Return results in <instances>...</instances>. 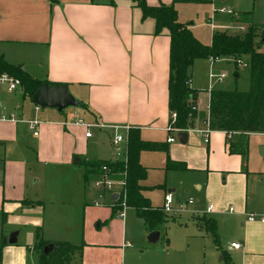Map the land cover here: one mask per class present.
<instances>
[{"label": "crops", "instance_id": "obj_1", "mask_svg": "<svg viewBox=\"0 0 264 264\" xmlns=\"http://www.w3.org/2000/svg\"><path fill=\"white\" fill-rule=\"evenodd\" d=\"M206 1L213 13L209 31L201 34L191 19L204 6L199 3ZM214 1L219 2L146 0V4H172L178 21L187 24L199 42L210 45L212 34L226 26L217 19L226 14L222 9L233 11L220 2L218 9ZM154 29V19H143L132 0H0V56L33 79L66 85L84 104L77 110L47 111L36 109L23 91L0 92L7 113L40 122L39 138L34 139L26 136L33 133L26 122L0 121V264H37L33 248L37 233L49 243L81 246L69 264H225L221 251L233 264H264V222L248 220L250 214H264V132L248 134L246 157L229 152L221 130H210L207 143L199 132L187 133L185 141L175 139L166 129L170 39L166 29L158 35ZM243 57L248 68V56ZM231 58L198 59L207 67L202 75L195 67L198 60L189 69L190 87L198 91L197 129L202 128L198 115H205L201 123L208 116L210 92L233 90L224 85L228 74L224 63L231 64ZM241 67H234L235 77ZM210 73L225 76L217 82ZM74 119L103 127L90 128L91 135L86 137L83 127L62 124ZM129 128L139 129L143 141L165 143L170 160L186 165V170H165L164 184H157L163 188V203L155 205L146 181L149 171L159 168L142 159L145 151L139 155L147 172L141 181L143 195L153 208L162 209L167 194L171 206L174 199L185 200L186 219L192 223L183 244L173 246L162 237V227L175 216L167 217L157 230L158 240L150 242L145 223L136 213L142 225H137L136 236L129 233L128 223L135 217L123 210L133 208L112 215L110 201L107 208L95 204L107 196L92 186L96 164L123 160L126 143L122 141L116 149L111 139L117 133L125 140ZM169 135L173 142L166 141ZM172 173H179V179L169 180ZM202 218L215 220L221 250L197 226ZM11 233H16V242H3ZM73 234L75 240L70 238ZM161 238L165 243L159 244ZM233 242L241 246L234 249Z\"/></svg>", "mask_w": 264, "mask_h": 264}, {"label": "trees", "instance_id": "obj_2", "mask_svg": "<svg viewBox=\"0 0 264 264\" xmlns=\"http://www.w3.org/2000/svg\"><path fill=\"white\" fill-rule=\"evenodd\" d=\"M48 1L52 3L57 0ZM132 2L140 8L143 19L147 17L154 19L156 35L163 29L168 31L170 45L167 105L169 112L176 114L172 124L174 128L194 127L197 114L190 108L193 103H197L198 91L190 87L189 69L196 60L215 59L221 56H231L233 59L237 56H248V90H213L210 92L208 108L210 129L224 131L226 136L230 134V137H227L229 152L238 151L246 157L248 134L264 132V52L259 50L264 42V31L260 33L258 42H254L257 35L253 31V25L243 34L214 32L210 45H204L193 36L187 24L178 21L172 4L160 3L158 6H148L146 0H132ZM240 15L246 19L251 16V12ZM234 67L236 68V62ZM3 72L18 78L23 86V94L30 99L43 83L53 86L63 85L33 79L20 66L11 65L0 56V74ZM78 103L80 107L84 106L82 102L78 101ZM142 151L164 152L168 155V146L163 142L143 141L139 129H128L126 162L108 163L113 172H120L125 176L123 189L119 192V198L113 204L111 212L114 215L118 210H122L123 196L125 207L133 208L151 232L158 230L167 221V216L162 209L153 208L150 200L143 195L144 187L141 181L146 178L147 172L139 162ZM166 169L186 170V165L171 161L167 156ZM197 224L200 229L211 235L215 246L221 250L215 220L202 218ZM47 244L49 242L42 240L37 233L33 248L37 253L38 264H69L74 251L81 248L67 242H54L51 243L53 249L48 254H44L43 248ZM221 255L225 264H233L228 254L221 251Z\"/></svg>", "mask_w": 264, "mask_h": 264}, {"label": "rangeland", "instance_id": "obj_3", "mask_svg": "<svg viewBox=\"0 0 264 264\" xmlns=\"http://www.w3.org/2000/svg\"><path fill=\"white\" fill-rule=\"evenodd\" d=\"M214 2H215L216 7H217V4H219V2H220L224 8L228 7L230 9H232L233 11L237 12V13L233 12L232 14L226 13L225 15H222V16L217 18L220 22H222L223 24L226 25L225 28L219 30V32L221 31V32H225V33L231 34V35L243 34V33L247 32V30L253 25V31L257 35L254 38V42L259 41V38H260L259 35L261 32L264 31V0H224V1L219 0V2L218 1H214ZM199 4L204 5V6H200L198 8L199 9L198 12H196V14L193 15L191 21L194 24H197V27L200 29L201 34H207V32L209 31L208 30L209 18L211 17V14L213 13L212 9H211V3L206 1V2H200ZM248 12H251V16L246 18V19L240 15L241 13H248ZM259 50L264 52V42L260 45ZM243 58H244L243 56H237V57H234V59L231 58V64H230V62H228L227 64L224 63V68H225L226 72H228L226 78L224 79L225 80L224 85L228 86V88H230V89L247 90L249 87L248 68L246 66V63L243 61ZM238 60L241 62L242 67L237 70L238 76L235 77L233 75V69H234L233 66H234V62H236ZM236 66L239 67L237 62H236ZM195 67L197 68V73H199L200 75H202L204 73V71L207 69L205 62L202 60H198ZM1 93H5V92H1ZM33 106H35V105L33 104ZM69 109H76V107H73V108L70 107ZM46 110L48 111L49 109L47 108ZM204 117H205V115L201 114V115H198V118H197L199 124H201V127H202L201 129L204 128L203 123H201V119H203ZM198 122H197V125L200 126L198 124ZM192 133H194V132H192ZM39 134H40V131H38V135ZM173 134H174L175 139H178L177 133H173ZM27 135L30 138H34V139L39 138L38 135L33 136L32 131L26 132V136ZM30 138H29V140H31ZM251 139H252V136L250 137V141H251ZM167 156L168 155L166 153H162V152L151 153L148 151H145L142 155V159L144 158V160L150 166H154V167L159 168L158 170L149 171V174H148L149 176H148V179L146 181V185L150 186L148 195L151 199V203L155 204V205H162V203H163V195H162L163 188L161 186H158L157 184H164V179H166L164 172H165V170H168V169H166ZM35 157H36V155H35ZM72 167H74V166H72ZM77 168L82 169V165L77 166ZM175 171H181V170H175ZM161 172H163V174H161ZM179 176H180L179 173H172L170 175L169 180L179 179ZM97 178H98V174L91 180V183L96 181ZM109 179L112 182V188L110 190H102V191L98 190L99 192H102L103 196L107 194V196L104 199L100 200L98 203V204H100L101 207H104V208H107L106 205L108 204L107 202H109V201L111 202V205L116 203V201L113 202L112 200H110L109 197H110L111 193H119L120 192V186L119 185H120V182L122 181V176L120 174H116V176H112ZM183 195L184 196L188 195V193H185V194L183 193ZM174 200L176 202L175 203H174V201L172 202V206H171L172 211L169 213H165V214H167V217L168 216H171V217L175 216L176 217V219L174 220L175 222L173 220H169V222H167V224L165 225L166 228H164L165 226H163L161 229L162 230L161 231L162 237L166 236V238L169 240V242L173 246H174V244L178 243L179 241L181 242V244H183V237L186 234V231H187L186 229H188V227H191L188 223H192L191 220H190V222H187V219H186L188 217V215L186 213L187 207H186V209H183L184 203H185L184 202L185 200L183 199V197H180L179 200H181V201H177L176 199H174ZM123 211L125 214L129 213L128 214L129 217H135L133 219V221L128 223L127 229L129 231V233H131V235L136 236V234L138 233L137 232V230H138L137 225L138 224L142 225L141 221L138 220V218L135 216V212L133 210L127 208V209H124ZM184 223H186V224H184ZM197 226H198V224H197ZM146 230L148 231L147 228H146ZM204 233H206V232H204ZM210 237H211V235H210ZM70 238L72 240H75L74 234L70 235ZM70 242L73 243L75 241H70ZM162 242H164L163 238H161L159 240V244ZM130 245H131V243H130ZM171 245H170V247H172Z\"/></svg>", "mask_w": 264, "mask_h": 264}, {"label": "built area", "instance_id": "obj_4", "mask_svg": "<svg viewBox=\"0 0 264 264\" xmlns=\"http://www.w3.org/2000/svg\"><path fill=\"white\" fill-rule=\"evenodd\" d=\"M222 12H225V13H229V14H232L233 11L231 10H228V9H222ZM212 59V58H211ZM238 63V66H242L241 62L238 60L236 61ZM224 74H214V73H210L209 74V77L211 79H214L216 80L217 82H220L223 78H224ZM23 91V86L20 82V80L6 72H3L0 74V92H5L7 94H13V93H16V92H22ZM39 107L36 106V109H38ZM191 111L194 112V113H198V104L197 103H193L191 105ZM74 117H77L76 114H74ZM175 118H176V114L175 113H170L169 114V120L168 121V125L166 127V129L169 131V132H172V133H179V132H186V133H191V132H199L203 135V140L205 143L208 142V135L210 133V127H209V117L207 116L204 120H203V123H204V128L203 129H197L195 127H187L186 129H177V128H174L172 127V124L174 123L175 121ZM0 121H11V122H14V123H17V122H26L29 126V128L31 130H33V135H37L38 134V125H39V121H37L36 119H33V120H20L18 117H16L14 114L12 113H7L6 112V109L3 107V105L0 103ZM63 125L65 126H68V125H73V126H80V127H83L85 129V136L86 137H89L91 135L90 133V128L92 127H103V125H98V124H95V123H88V122H85L83 121L82 119H74L72 122L71 121H65L62 123ZM115 130H117V128L119 127H114ZM227 137H230V134L227 135ZM124 141L126 143L127 141V138L124 140V138L122 137V135L120 134H117L115 133L111 139V143H112V146L116 149H118L120 143ZM166 141L169 143V142H173L174 141V137L172 135H169L166 139ZM117 155H120V152H116ZM124 155V158L123 160L121 161L122 163H125L126 162V146H125V150L123 151V153H121V155ZM109 162H99L95 169L97 171V174H98V178L96 179V181H94L92 183V186L94 189L96 190H110L112 188V182L111 180L109 179L110 177L112 176H116V174H120L122 176V181L120 182V191L123 189V186H124V183H125V176L123 173H120V172H113L111 170V168L109 167L108 165ZM101 193V196H103L102 192ZM114 196V193H111L110 194V197L109 199L112 200L113 202L116 201L118 198H119V193H117V198L114 199L113 198ZM121 206H122V209L125 208V205H124V201H123V196H122V200H121ZM188 203H192V199H189L188 200ZM95 204L97 205L98 203L95 202ZM211 210V206L209 205L206 209L207 212H209ZM229 211H232V207L230 206L228 208ZM162 211L164 213H168L171 211V196L170 194H167L164 196V204H163V207H162ZM121 213V212H119ZM248 220H251V221H260V222H264V214H250L248 216ZM130 244L129 243H126L124 244V246H129ZM231 247H233L234 249H238L241 245L240 243L238 242H233L230 244Z\"/></svg>", "mask_w": 264, "mask_h": 264}, {"label": "water", "instance_id": "obj_5", "mask_svg": "<svg viewBox=\"0 0 264 264\" xmlns=\"http://www.w3.org/2000/svg\"><path fill=\"white\" fill-rule=\"evenodd\" d=\"M31 101L40 109L54 108L59 112L68 107H80L77 99L68 91L66 85L53 86L49 85L48 83H43L34 92ZM177 136L180 141H185L187 138V133L179 132ZM113 198H117V193H114ZM15 236L16 233H11L8 238L3 240V242H7L9 244L14 243L16 242ZM158 237L159 231H151L148 235V240L150 242H155L158 240ZM52 249L53 245L49 243L44 246L43 253L48 254Z\"/></svg>", "mask_w": 264, "mask_h": 264}]
</instances>
